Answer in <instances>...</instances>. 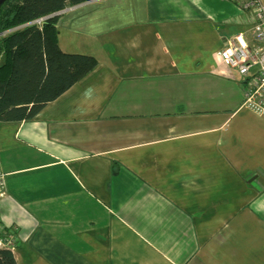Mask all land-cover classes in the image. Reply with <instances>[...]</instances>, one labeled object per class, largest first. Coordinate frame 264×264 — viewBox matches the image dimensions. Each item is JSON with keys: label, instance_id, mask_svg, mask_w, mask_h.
<instances>
[{"label": "crops", "instance_id": "0c3cea01", "mask_svg": "<svg viewBox=\"0 0 264 264\" xmlns=\"http://www.w3.org/2000/svg\"><path fill=\"white\" fill-rule=\"evenodd\" d=\"M264 2V0H262ZM59 46L97 68L0 124L17 264H264V118L221 58L236 0H90Z\"/></svg>", "mask_w": 264, "mask_h": 264}, {"label": "trees", "instance_id": "16d2710c", "mask_svg": "<svg viewBox=\"0 0 264 264\" xmlns=\"http://www.w3.org/2000/svg\"><path fill=\"white\" fill-rule=\"evenodd\" d=\"M90 0H7L0 10V124L31 120L98 66L96 57L64 52L58 13ZM49 17L41 27L31 24ZM0 264H17L0 250Z\"/></svg>", "mask_w": 264, "mask_h": 264}, {"label": "built area", "instance_id": "2783aa9c", "mask_svg": "<svg viewBox=\"0 0 264 264\" xmlns=\"http://www.w3.org/2000/svg\"><path fill=\"white\" fill-rule=\"evenodd\" d=\"M242 12L251 14L253 43L243 34L237 35L221 52V58L244 80L243 107L264 118V2L236 0ZM49 17L34 20L41 27ZM7 174L0 164V201L8 194ZM17 238L0 220V250L15 252Z\"/></svg>", "mask_w": 264, "mask_h": 264}, {"label": "water", "instance_id": "95a60500", "mask_svg": "<svg viewBox=\"0 0 264 264\" xmlns=\"http://www.w3.org/2000/svg\"><path fill=\"white\" fill-rule=\"evenodd\" d=\"M6 1H7V0H0V10H1L3 4H4ZM2 35H3V34L0 33V37H1ZM0 58H1V46H0Z\"/></svg>", "mask_w": 264, "mask_h": 264}]
</instances>
